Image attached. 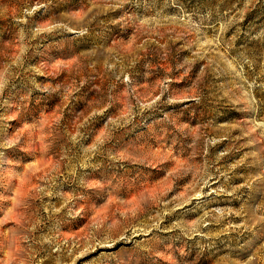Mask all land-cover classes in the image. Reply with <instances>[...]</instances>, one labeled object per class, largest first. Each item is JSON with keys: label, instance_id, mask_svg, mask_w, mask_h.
Here are the masks:
<instances>
[{"label": "rangeland", "instance_id": "rangeland-1", "mask_svg": "<svg viewBox=\"0 0 264 264\" xmlns=\"http://www.w3.org/2000/svg\"><path fill=\"white\" fill-rule=\"evenodd\" d=\"M0 264H264V0H0Z\"/></svg>", "mask_w": 264, "mask_h": 264}]
</instances>
